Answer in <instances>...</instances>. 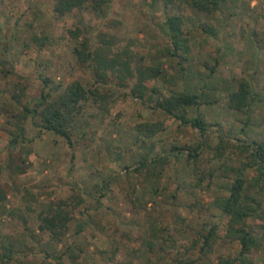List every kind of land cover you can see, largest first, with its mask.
Masks as SVG:
<instances>
[{
    "label": "rangeland",
    "instance_id": "rangeland-1",
    "mask_svg": "<svg viewBox=\"0 0 264 264\" xmlns=\"http://www.w3.org/2000/svg\"><path fill=\"white\" fill-rule=\"evenodd\" d=\"M189 1L111 0L106 15L89 5L60 16L55 0H0V184L7 191L0 200V253L6 239L16 251L8 264H43L44 250L57 256L70 245L75 257L63 255L64 264H218L220 256L239 254V240L228 234L229 217L215 200L228 195L248 160L243 142L264 136V0H225L211 14ZM174 14L185 17L188 60L166 52V20ZM78 28L75 38L70 30ZM85 36L96 46L100 36L114 38L113 52L132 58L134 69L161 67L150 86L162 94L187 89L211 100L187 112H200L213 124L206 137L157 109L149 90L136 97L137 77L126 85L112 71L105 81L96 77L75 53ZM241 78L250 79L256 92L247 114L229 106ZM74 81L105 98L90 95L71 145L41 131L23 109L43 91L55 99ZM153 121L166 129L151 139L138 134L139 123ZM20 128L19 141L9 146ZM203 141L198 157L191 156ZM174 144L183 149L172 150ZM10 150L22 165L18 171L9 166ZM158 154L169 155L168 163L136 169ZM242 174L249 193L263 203L259 215L248 219L262 240L248 256L264 264V190L255 184L254 168ZM63 202L72 219L66 238L56 243L39 230V213ZM212 225L218 237L202 251L200 232Z\"/></svg>",
    "mask_w": 264,
    "mask_h": 264
},
{
    "label": "trees",
    "instance_id": "trees-1",
    "mask_svg": "<svg viewBox=\"0 0 264 264\" xmlns=\"http://www.w3.org/2000/svg\"><path fill=\"white\" fill-rule=\"evenodd\" d=\"M172 2V0H169ZM225 0H190V4L198 11L204 13H214L220 9L221 3ZM111 0H55L54 11L60 15L65 16L72 13L75 9H84L91 5L95 10L104 13L108 12ZM169 28L170 45L166 52L168 55L176 58L188 60L191 51L190 38L184 29L185 17L181 14H174L168 16L166 20ZM70 30V33L75 37H80L82 29ZM94 40L90 36H85L81 43L75 47V53L80 63L91 67L96 77L105 81L109 71L114 72L119 78L121 84L126 85L128 78L137 77V81L133 85V94L139 98H145L150 91L148 98L152 100L153 95H156L155 107L162 110L168 116L180 120L183 124H190L196 129L201 137H206L212 123L207 121L206 117L198 112L193 117H188L187 112L189 108L199 107L204 102L212 103L211 100H203L201 94L191 93L189 90L180 92H172L166 96L154 86H150L151 78L157 79L163 69L155 66L138 65L134 69L132 65V58L124 59L120 53L113 52L112 44L114 38L110 40L104 36H100V42L96 46ZM181 64V61H180ZM183 69V68H182ZM46 85L49 84V79L44 81ZM51 93L42 92L37 99L35 105L30 107L24 106L23 117L26 118L32 115L34 124L44 132H53L55 134L65 137L68 142L73 145L74 136L79 126V118L83 114V107L85 102L89 100L90 95L105 98L99 94L98 89H88L81 81H74L70 83L64 91L60 93L55 99H50ZM256 100V92L253 89L251 80L248 78H241L236 90L229 95V106L235 111L247 114L251 109L253 102ZM246 124H248L246 122ZM245 127V126H244ZM244 127L242 128L244 130ZM138 134L151 139L157 134L166 129L163 121L141 122L137 126ZM20 133L14 135L9 146L16 144L22 136L23 128H20ZM204 140V139H203ZM242 144V151L246 152L247 162L243 163L239 168V174L231 183L228 189V195L216 198V206L228 215V234L237 238L241 244V250L236 256H220L218 264H253L249 259L248 254L253 249H257L262 240L258 237L248 222L250 217H257L262 208V202L249 193L251 187L247 178L243 176V171L247 168H254L257 176L254 179L255 184L264 190L261 181L264 180V136L260 140L244 141ZM205 144V141L199 143L193 148L191 156L198 157L200 147ZM183 149L174 144L172 150ZM169 155H155L154 158H144L139 162L137 168H148V164H153L154 168L161 167L168 163ZM11 164L10 168H15L16 171L22 168L19 163L18 156L10 150ZM126 168L130 166L126 165ZM0 168V173H1ZM150 170V169H149ZM106 186H102L105 189ZM106 193L103 192L102 196ZM7 198V191L0 184V200L5 201ZM66 203H59L51 205L47 210L39 213V230L44 233H49L50 240L56 243L62 242L69 231V223L72 219V213L68 212ZM264 220V218L262 219ZM264 228V224H262ZM157 233L160 229L155 230ZM218 237L216 225L206 227L203 232H200V239H202V251L211 250ZM4 249L0 253V260L2 264H8L9 260L15 257L14 243L7 241L2 244ZM71 245L67 247L61 254L55 255L44 250L47 261L43 264H54L53 260H58V264H64L63 255L67 253L74 258L75 254L71 251Z\"/></svg>",
    "mask_w": 264,
    "mask_h": 264
}]
</instances>
